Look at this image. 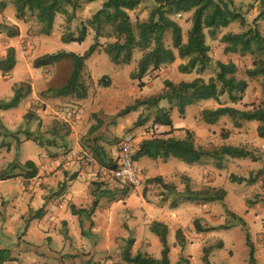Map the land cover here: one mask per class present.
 Returning <instances> with one entry per match:
<instances>
[{"label": "crops", "instance_id": "1", "mask_svg": "<svg viewBox=\"0 0 264 264\" xmlns=\"http://www.w3.org/2000/svg\"><path fill=\"white\" fill-rule=\"evenodd\" d=\"M98 1L104 2V0ZM190 14L192 15V13ZM189 23L191 21H188ZM234 23L222 29H231ZM54 25V31H56L57 25ZM28 29L26 26L25 33ZM90 30L94 34V31ZM19 33L18 38H21L24 34L23 28L19 30ZM0 35L3 36L0 38V42H2L0 60L6 57L9 48L15 49L16 59L13 70L9 72L0 70V102H3V98L9 101L13 98L16 85L27 83L31 87V93L22 99L17 107L0 110L1 231L7 235L9 234L10 237H14L13 225L16 222L23 221L22 219L27 216L29 211L40 212L38 218L32 219L25 228L21 241L28 243V247H24V249L34 250L35 242L50 245L56 241L59 244L63 242V246L60 245L59 251L52 250L49 252L51 257L62 259L68 255L72 257L79 256L80 254H75V252L71 254L69 247L65 249L66 239L62 236L63 231H65L67 236H75L79 239V246H85V240H90L87 238L88 234L92 239L98 235V240L95 239L97 241L95 249L100 248L101 253L105 252L104 254L108 255L118 249L117 239L126 237L125 233L131 230L137 233V242L139 243L135 254L142 253L154 257V255L160 253L161 258L163 249L161 241L160 247L150 234V232L153 233L150 229L152 223L157 221L168 227V236L171 233L175 234L176 240L173 242V247L170 248L169 245V258L172 250L176 249V253L179 255L177 264L181 262L182 258L186 259L184 264H190L193 255L197 257V260H200L199 262H202L203 258L206 257L209 264H236V260L242 261L244 264H264V138L258 135L259 123L257 121L244 122L242 127L235 128L230 118L222 117L216 124H208L202 119V111L206 109L215 110L220 104L214 100L197 102L193 105L204 103L190 112L195 124L190 127H175L172 121V127L159 125L161 127L158 136L184 139L187 131H190L194 135L195 145L206 150L210 155V162H203L205 164L195 167L197 170H194V168L186 169L182 164L185 162L174 157L164 160L142 156L137 158L136 162L142 169L143 182L146 185L130 189L120 182L119 186L117 183L109 182L107 178L102 176L100 173L101 165L94 157L93 148H102L107 153V158H112L115 163L118 151L116 157H114L113 155L116 153L113 154L107 149L110 148L111 138L116 135L115 129L117 127L126 123L124 129L132 131L130 134L134 137V156L144 140L157 136L152 132L154 124L149 130L144 131L143 129L147 127H132L133 122H130L131 118L127 115L138 112L140 117L143 109L146 108L143 106L140 107L142 110L138 108L136 111L119 116L115 121L112 120L114 124H110L112 122L108 121L112 116L119 114L130 105L128 103L124 104L123 93L129 83V81L127 83L125 77L127 76L130 80V75L132 76V73L136 71L138 62L127 72L119 70L121 66L126 65L118 66L117 74L114 77L107 76L110 85L94 90V87L98 84H94L92 80L89 60L98 54L100 55L98 57L99 61L108 63L105 57L107 54L100 47L86 61L83 79H85V75L90 76V84L86 83L88 96L84 99H77L74 96L59 97L52 92H48V89L63 86L69 78L71 68L66 69V76L63 75L62 77L57 67L59 64L42 67L44 74L41 76L29 71V68L33 67L36 58L46 55L45 52L48 47L45 45L48 40L28 38L30 44L36 45L35 43H37V50L40 49L42 53L31 58L28 63L26 61V75L22 73V70H16L19 61L17 57L19 51L17 48L18 40H15L14 44L12 38H5V34ZM63 35L77 36L78 29L59 34L63 43H71L64 42L62 40ZM211 38L215 39L216 36ZM183 39L185 42L187 41L184 32ZM208 45L210 46V44ZM22 54L24 56L27 51L22 52ZM24 60V57L21 58L22 64ZM109 61L112 63L110 58ZM187 61V59H181L177 56L174 63L164 65L157 70H150L145 75L148 76L146 82L143 81V78L140 80L143 83H149L154 79L153 83H163L170 79L166 76V73L174 69L175 63L184 65ZM191 73L192 71L181 74L190 75ZM158 78L159 80H156ZM259 78H264V76L251 79ZM184 82L188 81L184 80ZM162 83L161 89L165 88ZM110 88L113 90L107 94V91H109L107 89ZM262 96L256 95V97L251 98L247 92L243 101L245 104L253 102L264 104V100L261 99ZM214 102L218 106L215 108L209 107ZM160 107L171 108V115L177 108L175 104L170 105L168 101H162ZM185 112L184 114H186ZM193 112H195L194 115H192ZM28 113H31L28 119L35 121V124L28 129L29 132L23 131L24 134H21L22 131H19V129L23 126L25 116ZM94 114L98 115L103 125L99 131L90 135V129L98 124L93 117ZM221 121H226L228 124L225 126L228 135L220 140L217 149L221 146L241 147L250 153L249 157L222 156L221 159H218L212 155L210 148L214 146V140L220 137V131L216 130L215 127ZM144 123L145 121L141 125ZM6 135L11 138L10 142H6L4 139ZM95 137H99L97 144L94 141ZM36 138H40L42 141H37ZM59 145L66 146L62 153L59 154L51 150L52 147ZM35 146L39 149L38 151ZM88 148L92 151L91 155L88 154ZM18 155L19 157H17ZM28 161L33 162L34 167L37 169L34 177L26 176L28 170L33 169L23 167ZM17 167L21 168L22 173L11 176L12 172L10 173V171ZM206 169L210 171H204ZM232 177L243 178L245 181L242 183L236 182L232 180ZM154 178H162L165 183L173 184L177 193H183L186 185H189L194 191L204 188L222 189L225 191V197L222 202L200 205L182 200L172 207L173 201L171 202V198L172 193L175 191L168 193L159 184L149 182ZM230 182L239 184L245 189L241 190L235 187L228 189L226 184ZM94 201H97L96 206H93ZM40 206L42 207L40 208ZM73 206L77 210H86V212L75 214L72 211ZM41 210H43L42 213ZM228 212L235 214L246 222L253 246V261L250 260L251 249L247 244L246 233L237 224L228 229H216L208 233H198L193 225H189L187 238L188 235H191L190 241L185 240L182 244L178 242L177 231H184L186 236L185 224L187 222L193 223L196 219H200L203 227L219 228L227 222ZM141 233H144L147 239L144 243L142 239H138ZM205 235H217L218 243L208 244L207 241L204 242ZM148 241L152 244L153 250L147 243ZM15 243L16 238H14ZM133 246L135 247V239ZM133 246L131 253L133 252ZM5 249L9 250L13 260L2 264L22 263L21 258L15 255L18 250L17 247L8 249L3 243H0V250ZM204 249H207L206 253H204ZM84 255V259L89 258L88 254L84 253ZM170 262L172 264L171 260ZM63 264L66 263L63 261ZM96 264L103 263L100 260Z\"/></svg>", "mask_w": 264, "mask_h": 264}, {"label": "trees", "instance_id": "2", "mask_svg": "<svg viewBox=\"0 0 264 264\" xmlns=\"http://www.w3.org/2000/svg\"><path fill=\"white\" fill-rule=\"evenodd\" d=\"M98 0H85L86 3H93ZM156 5L150 12L146 21L138 22L136 25L131 20L129 12L135 11L142 3V0H104L102 8L96 11L85 24H81L80 34L78 36L63 35L64 42L85 41L88 28L94 31V44L85 52L84 55L75 53L58 52L55 54H46L38 57L33 62L34 68L49 67L59 64L62 61L71 63V72L67 82L56 89H48V92L56 96H74L77 99H84L88 96V87L83 74L86 69V61L96 52L103 44L101 38L112 40L104 46V52L110 58L112 63L117 66L129 65L134 56L135 50L141 52L137 69L132 73L133 79H142L150 70H157L164 65L175 62L177 56L181 59H187V63L180 66L182 72H191L195 69L205 70L211 63L209 52L210 46L206 43L207 34L215 37L217 32L222 28L229 27L232 23L238 22L242 28L247 26L245 18L236 9L233 0H154ZM67 6H71L70 13ZM81 8L78 0H17L16 13L17 18L21 19L27 13L33 15L41 24V33L50 35L54 28L55 19L58 14L65 15L68 20H72L74 12ZM192 13L189 21L191 28L188 31V38L185 42L183 39V29L172 15ZM1 28H7L0 24ZM207 31V33H206ZM9 34L15 37L17 33L9 29ZM171 37V44H168V36ZM222 42L226 45L225 52L240 53L241 55L250 54L251 56L261 54L254 60L253 68L246 69L245 74L249 78L264 76V35L256 27H248L246 30L234 33L229 32L222 36ZM16 64L15 49L9 48L7 55L0 60V70L9 72L14 69ZM218 71L215 77L208 81L198 77L191 82H180L174 84L166 80L164 91L152 98L138 101L133 106L126 108L119 113V116L125 115L139 107L146 109H156L153 124L164 127H172L171 108L160 107L162 101H168L170 105H176L180 112L185 108L200 101L214 100L220 104L215 109H206L202 111V119L208 124H216L222 117H228L233 121L235 128L242 127L244 122L257 121L258 135L264 138V104L255 102L245 104L244 109H238L232 106H226L221 102L223 97H227L232 103L242 102L248 82L245 79L237 77L238 67L233 62H217ZM101 85L108 87L109 78L104 76ZM31 93L29 84L21 83L14 88V96L9 102H0V110H8L18 106L20 101ZM31 113L25 117L30 118ZM93 117L97 120V125L90 129L89 134L99 131L103 125L97 114ZM99 137H95L97 144ZM94 157L99 161L101 167L113 168L115 163L112 158H107V153L100 147L93 148ZM208 152L198 148L194 142V135L187 131L184 139L165 138L155 136L144 140L134 158L148 156L153 159L162 158L164 160L174 157L185 163L193 164L201 160ZM212 155L218 159L222 156L233 158H246L250 153L241 147L221 146L212 152ZM24 168H33L26 173L27 177L36 176L37 169L34 163L28 161ZM233 181L244 182L243 178H233ZM149 182L159 184L164 190L176 191L173 184L165 183L162 178H154ZM182 200H205L208 203L222 202L225 197V191L222 189L205 188L199 191H193L189 185L183 192ZM177 200L172 202V207L177 205ZM97 205L94 201L93 206ZM72 211L75 214H81L86 210H77L74 206ZM40 213V212H38ZM39 215V214H38ZM231 219L237 220L244 228L245 221L228 212ZM230 224H225L219 228L203 227L200 219L194 221V228L198 233H208L216 229H228ZM151 231L155 233L162 244V255L156 259L149 255L137 253L133 255L131 248L134 239L127 242L122 258L124 263L116 264H171L168 244V227L161 222H153ZM247 244L251 249L250 258L253 261V246L250 236L246 230ZM176 237L180 244L184 243V234L178 230ZM207 252V249H204ZM9 250H0V264L12 261Z\"/></svg>", "mask_w": 264, "mask_h": 264}, {"label": "rangeland", "instance_id": "3", "mask_svg": "<svg viewBox=\"0 0 264 264\" xmlns=\"http://www.w3.org/2000/svg\"><path fill=\"white\" fill-rule=\"evenodd\" d=\"M79 3L81 4V8L78 9L77 11L74 12V16L72 18V20H68V18L65 15L62 14H58L56 16L55 19V24L57 25V30L54 31V28L52 30V35L48 36V35H44L41 33V24L36 20V18L31 15L30 13H27L26 16H24L21 19L17 18V13H16V2L17 0H0V24L7 26V28H1L0 29V34H5V38H12V42L15 44V40H18L17 43V48H18V52H17V57L19 59L18 63H17V67L16 70L17 71H21L22 73H27L26 69H27V64L26 61L28 63V61L31 60V58L36 57L38 55H40L42 52L39 50H37V43H35L36 45L30 44V42L28 41V38L33 37V38H42V39H46L48 40V43L45 45L46 47H48V50L45 52L46 54H55L58 52H70V53H76L78 55H84L85 52L94 44V34L93 32L90 30V28H88V34L87 37L85 39L84 42L79 43V42H71L68 44H65L61 41V38L59 36V34L62 33H66L68 31H74L76 29H78V35L80 34V29H81V24H85L87 22L88 19H90L93 14L100 8L102 7L103 2L102 1H96L93 3H86L85 0H78ZM219 1V0H216ZM234 1V5H235V9L242 14V16L245 18L246 22H247V26L245 28H242L239 23H234V25L231 26V29H221L220 31L217 32L216 38L213 39L211 38L209 35L207 36V43L210 44L211 47V51H210V56H211V63L206 67L205 70H194L192 71V73L190 75H182L181 73H183L180 70V66L179 63H175V67L173 70L171 71H167L166 76H168L171 82H173L174 84H178L181 81H192L197 77H201L203 78L205 81H208L211 77H215L218 68H217V62H223V63H227V62H233L234 64L237 65L238 67V73H237V77L239 79H245L248 81L249 84V88L247 90L249 96L251 98L256 97V95H263L262 96V100H264V78H259V79H251V78H247L245 71L246 69L253 67L254 65V60L257 57H260L261 54H257L254 56H251L250 54H246V55H241L240 53H227L225 52V44L222 42L221 38L222 35L228 32H242L244 30H246L248 27H256L258 29V31L264 35V0H233ZM237 2V5H236ZM156 5L154 0H142L141 5L135 10V11H131L129 12L130 16H131V20L134 23V25H136L138 22H142V21H146L150 15V12L152 11V9L154 8V6ZM67 9L69 10V12H72V8L71 6H67ZM78 16V18H77ZM191 14H175L172 15V19L176 20L183 29L184 32V36L185 39H187V33L189 31V28L191 26V23L188 24L189 18H190ZM18 25V26H17ZM20 25V27H19ZM26 26L28 29L27 33H25L26 30ZM55 26V25H54ZM23 28L24 30V34L21 38H18L20 36L19 30ZM9 29L12 32L17 33V35L15 37L10 36L9 34ZM229 30V31H228ZM71 33V32H70ZM77 35V36H78ZM3 37L2 35H0V38ZM18 38V39H17ZM112 40L110 39H106V38H101L100 42L103 43L102 49L104 50V46L108 43L111 42ZM168 44H171V37L170 35L168 36ZM0 46H2V42H0ZM25 51H27V54H25L23 56L22 52L24 53ZM100 55H95L93 56V58H91L89 60V66L91 69V73H92V80L94 82V84H98L97 86L94 87V90H98L102 86L99 82L100 80L104 77V76H109V77H114L117 73L116 70L118 68L117 65H114L113 63H111L109 61V58L105 55V57L108 60V63L103 62V61H99L98 57ZM25 58L23 64L21 63V58ZM141 57V52L139 50H135L134 52V56H133V61L130 65H126V66H121L119 68L120 71H124L127 72L129 69H131V67L135 66V64L137 65V62L139 61ZM186 62V60H185ZM58 67V71L61 74V77L63 75L66 76V69L68 68H72L71 63L69 61H62L59 63ZM30 72H34L35 74H40L43 75L44 74V69L43 68H34V67H30L29 68ZM27 75V74H26ZM127 79V83L129 81V83L126 85V89H124V104L128 103L130 104L129 106H127L126 108L133 106L134 104H136L138 101H142V100H146L148 98H152L154 96H157L159 94H161L164 91V88L161 89V83L162 82H158V83H153L154 79H152V81H149V83H143L141 82L140 79H133V77L130 75V80H128L127 76L125 77ZM85 82L89 83L91 82L90 80V76L85 75ZM148 80V76H145L143 78V81L146 82ZM156 80H159L156 79ZM151 82V84H150ZM27 84V83H26ZM163 85H165V83H162ZM109 91H107V94H109V92H111L113 89H107ZM146 91V93H144ZM143 92V93H142ZM246 92V94H247ZM145 94V95H144ZM3 102H9V100L3 98ZM206 102V101H204ZM204 102L199 103L202 104ZM224 105L226 106H234L235 108L238 109H244L245 108V103L244 101L240 102V103H236L233 104L230 100L227 99V97H223L222 101H221ZM199 105H189L187 106V108H185L184 112L186 114H184V112H180V110L178 109V107L174 110V112L172 113L171 117H172V121L174 123L175 127H190L193 124H195V120L192 118L190 112H192L196 107H198ZM218 104L211 103L209 105V107H217ZM140 108V107H139ZM140 110H142L140 108ZM192 110V111H191ZM136 111V110H135ZM156 113V109H143L140 117L138 112H135L133 114H129L127 116H129L131 118L130 122L132 123V127H136V128H146L143 129L144 130H149L152 126H153V120H154V116ZM128 114V113H127ZM195 112L192 113V115H194ZM119 117V114L112 116V118L108 119V121L112 122L110 124H114L113 122L116 120V118ZM114 120V121H112ZM145 121V123L143 125H141L143 122ZM1 122V121H0ZM256 123V122H255ZM33 124H35V121L33 120H29L28 118H25L23 126L19 129V131H22L21 134H24V132H29L28 129H30ZM126 124V123H125ZM125 124H123V126H119L115 129L116 135H114V138H111V144L109 145L110 148H108L107 150H109V152L111 153H116L115 155H113L114 157H116L117 155V151H118V143L119 140L121 138L122 135L124 134H130V130L124 129ZM228 124L226 123V121H221V123H218L215 127L216 130L220 131V137H217L213 144L214 146H212V148H210V150L213 152L214 150L217 149V144L220 142L221 139L224 138V136L228 135V130L225 129V126H227ZM24 131V132H23ZM6 140V142H10L11 138L6 135V138H4ZM37 141H42L40 138H36ZM45 141V140H44ZM57 141V140H56ZM102 144V141H101ZM35 145V144H34ZM64 145H59V146H55L52 147L51 150L56 152V153H62L65 150ZM113 147V148H112ZM35 148L37 149V151L39 150L36 146ZM112 148V149H111ZM113 150V151H112ZM91 150L88 148V154L91 155ZM66 155V154H64ZM19 157V155L17 156ZM135 163L137 164L135 159ZM210 155H205L201 158V161L198 163H194L193 165L190 164H186V163H182L184 167H186V169L189 168H194V170H197L195 167H198L200 165H203L205 163L203 162H210ZM204 171H210V170H204ZM12 172L11 176L13 175H19L20 173H22L21 168L17 167L14 168L10 171V173ZM210 173V172H209ZM109 182H113V183H117L118 185L120 184L119 181L113 179V178H108ZM143 185H146L145 182H143ZM226 185H228V189H230V187H235L237 189H245V187H241L239 184H232L227 183ZM120 186V185H119ZM124 186V185H123ZM126 187V186H125ZM129 188V187H128ZM132 189V188H130ZM205 189V188H204ZM203 190V189H202ZM167 191V190H166ZM194 191V190H193ZM168 193H170L171 191H167ZM173 196L171 198V202L174 200H177V202L182 201V197L180 195H182L183 193H177V191L172 193ZM194 204L200 205V204H204V203H208L205 200H192L191 201ZM42 206H40L41 208ZM1 208V206H0ZM2 210V209H0ZM39 211V210H38ZM43 210H41L42 213ZM38 218V212H34V211H29L27 216H24V218L22 219L23 221H18L13 225V233L14 237H10L9 234L7 235L6 233H4L3 231L0 230V243H3L8 249H14V248H18V250L15 252V255L20 257L22 260V263L20 264H63V261L66 264H96L97 262H99L100 260L102 261L103 264H116V263H123V252L126 248L127 242L130 239H135V247L133 246V255L135 254L139 243L137 242V233L133 232L131 230H128L125 233L126 237H120L117 239V243H118V249L115 252H112L108 255L104 254L105 252L101 253L100 248L99 249H95V245L97 243V241H95V239L98 240L99 236H94V238L92 239V237H89V234L87 236L88 239L90 240H85L86 245L85 246H79V242L77 238H75V236H67V234H65V231H63V235L64 238L66 239V246L65 249H67V247H69V251L71 252H75V254H80L79 256H75L72 257L70 255L66 256V258H54L51 257V255L49 254V252H51L52 250H60V247L63 246V242L61 244H59L58 242H52V244H41L40 242H35L36 246L34 245V250L33 249H24V247H28V243H26L25 241H21V238L23 237V234L25 232V228L26 226L30 223V221L32 219H37ZM229 215H228V220L225 224H230V227H233L234 225H240L244 232L246 233V230L249 234V231L247 229V224L246 227L244 228L237 220L235 219H231L229 220ZM2 219V217L0 218ZM224 224V225H225ZM186 236L184 235V239L186 241H190L191 239V235H188L189 237L187 238V231H189V225L194 227V222H187L186 224ZM229 227V228H230ZM152 237L156 240V242L158 243V245L161 247L160 244V240L159 238L154 234L151 233ZM184 234V231H183ZM247 235V233H246ZM80 236L83 238V236L80 234ZM250 236V234H249ZM14 238H16V243L14 244ZM138 239H142L143 243L147 241V239L145 238V234L141 233L140 237ZM217 235H205L203 241L206 242L208 244H212V243H218L217 240ZM175 234L171 233L168 236V242L170 245V248L173 247V242L175 241ZM147 243H149V246L152 248L153 250V246L152 244L148 241ZM61 245V246H60ZM220 245V244H219ZM173 249V248H172ZM85 254L89 255L88 259H84ZM204 253H206L204 251ZM103 256V258H102ZM105 256V257H104ZM155 258H160V253H158L157 255H154ZM102 258V259H101ZM177 258H179L178 253H176V249L172 250V254L170 255V260L172 261V264H177ZM65 259V260H64ZM251 260V259H250ZM186 259L182 258L181 262L179 264H184ZM200 260H197V257L195 255H193L191 263L190 264H209L206 257L203 258L202 262H199ZM199 262V263H198ZM236 264H244L242 261L236 260L235 262Z\"/></svg>", "mask_w": 264, "mask_h": 264}, {"label": "built area", "instance_id": "4", "mask_svg": "<svg viewBox=\"0 0 264 264\" xmlns=\"http://www.w3.org/2000/svg\"><path fill=\"white\" fill-rule=\"evenodd\" d=\"M161 126L154 125L152 132L158 136ZM100 173L104 178H113L125 186L135 189L143 185L142 169L134 160V137L124 134L118 143V155L113 168L101 167Z\"/></svg>", "mask_w": 264, "mask_h": 264}]
</instances>
